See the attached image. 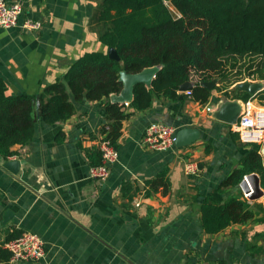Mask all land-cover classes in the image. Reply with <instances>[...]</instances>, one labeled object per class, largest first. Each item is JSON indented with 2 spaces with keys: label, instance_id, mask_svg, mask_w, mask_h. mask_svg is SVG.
Segmentation results:
<instances>
[{
  "label": "crops",
  "instance_id": "0c3cea01",
  "mask_svg": "<svg viewBox=\"0 0 264 264\" xmlns=\"http://www.w3.org/2000/svg\"><path fill=\"white\" fill-rule=\"evenodd\" d=\"M7 1L22 6L20 24H43L36 33L0 28V77L8 96L40 94L84 54L108 53L91 25L99 0ZM179 94L176 103L156 98L145 112L126 104L130 116L118 139L119 160L105 180L90 177L106 124L105 100L77 103L66 122L39 121L29 144L0 157V264H264V222L256 220L264 214L251 203L258 215L245 224L208 234L201 222L204 197L220 204L245 200L240 185L219 186L251 146L215 118L225 97L212 92L201 104ZM152 123L173 126L177 134L196 131L198 138L176 151L150 150L141 142ZM13 160L21 162L17 175L3 167ZM191 161L200 168L197 176L184 172ZM164 173L168 190H151L147 182ZM7 212L12 218L2 225ZM25 232L44 241L46 255L38 263L11 261L6 244Z\"/></svg>",
  "mask_w": 264,
  "mask_h": 264
},
{
  "label": "trees",
  "instance_id": "16d2710c",
  "mask_svg": "<svg viewBox=\"0 0 264 264\" xmlns=\"http://www.w3.org/2000/svg\"><path fill=\"white\" fill-rule=\"evenodd\" d=\"M99 1L91 25L102 44L117 50L120 60L111 59L108 53H86L71 64L63 79L47 85L37 95L8 96L6 83L0 77V157L8 159L15 155V146L29 144L39 121L54 125L71 119L76 104L83 101H106V124L101 135L106 133L117 147L123 122L130 116L126 104L110 101L123 89L122 72L138 74L159 68L150 88L144 84L134 88L129 107L145 112L156 98L181 101L179 91L187 82L193 85V101L208 103L216 87L209 90L201 83L212 82L215 74L225 73V58L260 57L264 69V0ZM166 3L181 18L174 17ZM194 74L198 76L195 82ZM259 151L258 145L251 146L241 157L239 167L219 188L239 186L245 177L256 175L264 189V162ZM100 163L101 154L97 151L92 166ZM166 174L148 181L147 186L153 191L160 187L167 191L170 181ZM201 214L208 234L233 224H245L258 215L246 199L232 198L220 204L210 197L202 199ZM256 220L264 222V218ZM20 235L14 234L9 240Z\"/></svg>",
  "mask_w": 264,
  "mask_h": 264
},
{
  "label": "built area",
  "instance_id": "2783aa9c",
  "mask_svg": "<svg viewBox=\"0 0 264 264\" xmlns=\"http://www.w3.org/2000/svg\"><path fill=\"white\" fill-rule=\"evenodd\" d=\"M166 5L176 18H181L172 5L169 3ZM22 14L23 8L19 3L11 4L7 0H0V28L11 29L20 26L26 33H36L42 29L43 24L40 21L27 19L20 24ZM185 95L192 97L191 90L185 92ZM230 102H236L240 106L236 123L230 125L232 132L238 135L243 145L248 147L258 145L260 147L259 154L264 160V105L257 103L256 97L253 96L245 100L235 99ZM176 141L177 129L175 127L164 123H152L148 126L141 143L150 150L169 152L177 150ZM98 150L102 162L98 166L91 167L90 177L96 180H105L109 175L110 167L118 162L119 152L117 147L107 139L106 133L99 139ZM184 172L186 175L197 176L200 173V168L196 162L191 161L184 165ZM249 187L250 193L243 192V195L252 204L254 201L250 200V196L254 191L250 184ZM260 189L262 194L257 202L264 206V189ZM6 248L11 253V261L15 263H38L46 255L44 241L39 235L32 232H25L18 238L7 242Z\"/></svg>",
  "mask_w": 264,
  "mask_h": 264
},
{
  "label": "water",
  "instance_id": "95a60500",
  "mask_svg": "<svg viewBox=\"0 0 264 264\" xmlns=\"http://www.w3.org/2000/svg\"><path fill=\"white\" fill-rule=\"evenodd\" d=\"M108 54L111 59L117 61L120 60L119 54L116 49L110 48L108 50ZM158 71L159 68L154 67L145 69L144 71L138 74H128L126 72H122L120 81L123 84V89L119 95L111 96V102L120 104H131L133 101V92L135 86L138 84H144L147 88H150L152 86L153 79L155 78ZM201 85L209 90H212L216 86V82H206L201 83ZM192 86L193 85L190 82H187L181 87L180 92L183 94L191 90ZM235 89L251 97H256L259 93L264 90L261 84L250 83L248 81L236 84ZM180 98L182 99L183 96H180ZM239 111L240 106L238 103L230 102L229 100H227V102L223 103L218 112H216L215 118L230 126L236 123ZM197 138L198 133L196 131L182 130L177 134L176 146H187L191 142L195 141ZM3 167L8 170L11 174L17 175L21 168V162L19 160L6 161L3 164ZM249 184L251 185L254 191V193L250 196V200L257 201L262 194V190L260 189L261 187L259 186L258 177L256 175L247 176L240 183V188L245 194L250 193ZM11 215V212L6 213L2 225H6L10 221V219L12 218Z\"/></svg>",
  "mask_w": 264,
  "mask_h": 264
},
{
  "label": "rangeland",
  "instance_id": "374dc122",
  "mask_svg": "<svg viewBox=\"0 0 264 264\" xmlns=\"http://www.w3.org/2000/svg\"><path fill=\"white\" fill-rule=\"evenodd\" d=\"M173 16L175 17L174 14ZM223 62L225 64V73L223 75L215 74L212 80V82H216V90L213 91L217 95L216 97H225L226 102L227 100L232 101L244 97L246 94L235 89V85L245 81L259 83L264 88V69L262 68L260 57H231L225 58ZM192 79L195 82V80H198V76L194 74ZM262 92L257 95L256 101L264 105V99H262L264 97V90ZM252 205L257 212L264 214V206L262 204L253 202Z\"/></svg>",
  "mask_w": 264,
  "mask_h": 264
}]
</instances>
